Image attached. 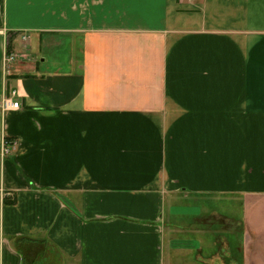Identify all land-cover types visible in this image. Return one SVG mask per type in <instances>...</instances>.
Masks as SVG:
<instances>
[{
    "label": "crops",
    "instance_id": "obj_1",
    "mask_svg": "<svg viewBox=\"0 0 264 264\" xmlns=\"http://www.w3.org/2000/svg\"><path fill=\"white\" fill-rule=\"evenodd\" d=\"M222 257L264 264V0H0V264Z\"/></svg>",
    "mask_w": 264,
    "mask_h": 264
},
{
    "label": "rangeland",
    "instance_id": "obj_2",
    "mask_svg": "<svg viewBox=\"0 0 264 264\" xmlns=\"http://www.w3.org/2000/svg\"><path fill=\"white\" fill-rule=\"evenodd\" d=\"M234 226L238 227V224H236L233 221L230 222V220H228V223H227L226 226H221V224H220L219 228H217V227L216 228L219 229V231L222 232V233L229 234ZM216 228H215V231H216ZM204 238L207 239V240H211L212 243L215 244L216 248L214 249V251L216 252V256H219L220 254H221V256L224 255L219 249H220V245H221V248H222L223 244L225 242H227L226 240L228 239V236H224V234L218 235V232H213L211 234L208 233ZM227 259H228L227 257H225V259H223V257H222L223 262L222 263L220 262V264H225L224 260H225L226 264H232ZM231 259H232V262H233L234 259L236 260L238 258H236V256H233Z\"/></svg>",
    "mask_w": 264,
    "mask_h": 264
},
{
    "label": "built area",
    "instance_id": "obj_3",
    "mask_svg": "<svg viewBox=\"0 0 264 264\" xmlns=\"http://www.w3.org/2000/svg\"><path fill=\"white\" fill-rule=\"evenodd\" d=\"M8 60H13V57H8ZM17 92L14 90L12 92L13 97H15ZM20 106V103L18 101H13L10 97L6 98L5 101L3 102V108L8 109V108H18ZM16 142H9V141H4V153H9L11 151V147L15 146Z\"/></svg>",
    "mask_w": 264,
    "mask_h": 264
}]
</instances>
